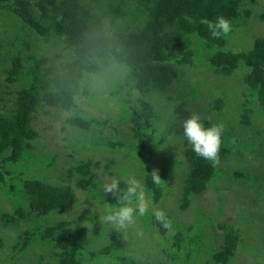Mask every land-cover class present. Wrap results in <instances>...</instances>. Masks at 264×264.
Wrapping results in <instances>:
<instances>
[{
  "label": "trees",
  "instance_id": "16d2710c",
  "mask_svg": "<svg viewBox=\"0 0 264 264\" xmlns=\"http://www.w3.org/2000/svg\"><path fill=\"white\" fill-rule=\"evenodd\" d=\"M247 2L0 0V68L5 73L0 86L11 95L5 97L10 103L0 104V222L3 226H14L16 229L12 238L7 233H0V250L4 251L0 264H16L17 259L23 256V250L35 248L39 251L40 260L46 258L43 264H92L96 258L114 264H151L150 255H145L147 260L144 259L146 263H143L144 260L138 261L129 254L147 248V244L139 249L129 246L128 240L139 237L138 233L151 237L157 244L164 257L159 264H189L191 257L194 264L199 260L202 264L209 261L214 264L234 261L236 264L238 246L257 259L253 252L255 245L244 238L249 233L250 223H240L239 227L219 224L223 229L220 237L210 233L214 231H208L207 227L206 230L205 227L201 228L210 225L212 216L219 214L225 204L223 194L217 197L218 209L198 206V216L187 226L175 224L168 212L171 226L163 227L150 207L146 215L137 217L138 232H134V226H130L126 240L122 241L113 225H103L99 220L110 208L119 206V194L103 192L104 183L93 170L99 166V162L94 160L95 152L89 156L82 154L71 157V164L64 170L72 184L65 182L64 178L53 182L47 175L32 171V168H39L43 164L44 157L49 158V165L55 166L58 156L53 149H46L44 154L42 150L46 144L36 147L35 142L40 135L31 125L35 112L50 106L71 113L66 121L74 132L77 131V134L70 136L74 152L80 154L82 148H118L127 156L134 157L141 168L138 169L129 159L126 163L133 164L132 170L129 169L127 173L120 166L115 176L120 180V187L124 188V180L128 176H135L143 183L147 194L152 190L153 195H158L162 186H154L150 168L159 166L157 163L155 166L151 164L157 158L165 160L166 164H179L177 160L167 161L170 153L176 152L173 144L168 142L169 147L162 148L164 139L156 135L158 130L163 132L156 125L159 116L167 113L166 116L173 117L169 132L176 134V140L181 139L178 146L183 163H186L180 208L189 207L194 203L195 196L202 194L211 184L215 183V189L219 191L228 170L226 160L236 152L242 155L253 142H236L238 138L231 134L233 122L226 118L224 122L229 128H224L219 163L214 165L197 157L183 136L182 122L192 112L198 113L202 109L199 104L195 107L189 105V101L193 96H201L198 91L204 87V83L196 80L194 87H190L186 78L189 68L205 62L220 76L233 73L236 79L231 84L225 80L212 83L217 88V94L207 102V111L222 108L229 113L234 112L232 118L238 126L243 127L246 136L255 128V115L264 118V35L255 37L254 33L250 34L248 25L253 18L264 22V9L251 15L246 7ZM218 16L231 22L232 31L226 37L213 39L203 21L214 22ZM245 24L248 26L243 29ZM10 29L15 33L11 39L8 38ZM245 31L254 38L251 44L247 41L241 48L237 46L236 37L243 36ZM232 36L234 40H231ZM7 39L11 40L10 44L8 41L6 43ZM230 40L232 43L229 46ZM38 41L52 43L56 50L44 53L36 45ZM3 47H8L7 56L1 53ZM6 58L8 63L2 65ZM108 75L111 82L104 83L102 79ZM91 76H95L100 85L92 83ZM177 81L185 82V86L170 92L173 82ZM101 85L105 89L98 92ZM0 91L2 100L3 89ZM76 97L85 99L89 105L117 99L121 105L118 117L129 125L131 139L120 141L97 132L102 124L109 127H114V124L107 118L97 119L77 108ZM158 99H163L162 106L166 112L161 113V109L156 108L154 101ZM232 108L236 110L232 111ZM201 119L205 127L212 124L208 118L201 116ZM116 131L113 130L114 133ZM157 142L164 154L158 153L160 148L157 150ZM113 163L118 164L110 158L103 172L113 175L114 171L109 168ZM24 172L26 177L22 175ZM239 173L244 175L246 170L234 169L232 173L229 172L224 184L230 185L233 180L242 178ZM255 175L250 174L254 184L258 179ZM74 187L88 193L102 206L94 212L95 216H89V226L58 216L76 203ZM260 188L264 189V184ZM161 196L162 193L156 201ZM149 199L155 202L152 196ZM6 200L12 205V212L4 209ZM259 210L263 213L264 206ZM240 211L245 210L242 208ZM259 221L264 222V219L261 217ZM22 223L26 226H22ZM30 225L32 229L28 228ZM139 225L143 232L138 230ZM258 230L263 231L264 227ZM201 233L202 236L205 233L203 238ZM106 235L110 240H105L108 238ZM250 235L254 241H261ZM122 243L119 251L125 254L113 259L109 255L110 250L121 247ZM204 249V256L196 255L204 253Z\"/></svg>",
  "mask_w": 264,
  "mask_h": 264
},
{
  "label": "rangeland",
  "instance_id": "374dc122",
  "mask_svg": "<svg viewBox=\"0 0 264 264\" xmlns=\"http://www.w3.org/2000/svg\"><path fill=\"white\" fill-rule=\"evenodd\" d=\"M247 9L250 10L251 15L254 14L256 11L264 9V0H248ZM248 24V23H247ZM249 27L251 28L249 30V33H254L255 37L257 36H263L264 35V22H260L259 20L253 18L252 22H249ZM248 25H244L243 29L247 27ZM15 33L13 32V29H10V32L8 34V38H12V36ZM243 36H237V46L243 47L245 43L248 41L249 44L252 43L254 37H250L248 33H243ZM7 39L11 43V40ZM234 40V37L232 36L231 40ZM252 39V40H251ZM230 40L229 46L231 45L232 41ZM38 47L41 48V51L44 53L49 54V52H54L56 50V47L52 45V43H45L44 41H38L36 43ZM249 47V46H248ZM8 50V47H3L1 49V53L6 55V51ZM3 55V56H4ZM4 56V58H5ZM7 58L2 63V65L7 64ZM189 72L187 73V83L190 84V87H194V82L196 80L202 81L204 83V87L199 90V94L201 96H193V98L189 101V105H192L195 107L197 104L202 106V109L198 111L199 115H201L204 118H208L211 120L212 124H223L224 128H229L228 124H225L224 119L228 118L233 122L234 127H232V133L233 136H236L237 141L246 143L248 140H251L253 142V145L249 150H244L242 152V155H238L236 152L235 154L231 155V157L226 160V167L228 170L225 171V176H228L229 172H233L234 169H244L246 170V174L239 173V176L242 178L233 180L230 185L224 184V180L227 178L224 177L222 181V187L219 191H216L215 189V183L208 186L202 194L195 196V201L192 203L189 207L185 209L180 208V194L182 191V187L184 185V177H185V170H186V163H183L184 158L180 154V146H178V140H181L180 138L176 140V134L173 132H169V125L173 122V117L166 116L167 113L163 116H159L158 123L156 124L159 128L162 129L163 132H160L159 130L156 132V135H158L160 138L164 139L162 148H168V142H171L173 144V147L175 148V153L168 156L169 162H173L174 160L179 161V164L172 165V164H166L165 160H160V158H157L156 162H153L151 165H157L159 168H156L159 170V174L161 179L165 181V187L164 184H162V190H160V193L158 195H153L152 190L149 191V194H147L145 190L146 197H153L154 203H151L152 209H163L165 213H170L172 221L177 223L181 226H187L192 220H194L199 213H197L198 206L201 207H208L211 210L218 209V196L223 194L224 195V206L220 208L218 215L212 216L211 224H207V226H203L201 228L208 231H214L210 232L212 234H216V236L220 237L223 233V229L220 228L219 224H225L228 226V224H233L234 227H239L240 223L243 225H246V223H250L251 226L248 230V235L245 236V240L248 243H251L252 245H255L256 249L253 250L254 253H256V258H253L249 252H246L240 248V246L237 247L236 250V264H264V230L260 231L258 229H262L264 227V222H260L261 217L264 219V211L263 213L259 212L260 207L263 208L264 206V189L260 188V185L264 184V118L260 117L259 115H255L256 118L253 119V126L255 127L253 130L249 132V136H246L244 133V129L241 126H238V124L233 120L232 116L234 115V112L229 113L227 109L220 108L219 110H212L207 111V102L213 100L216 97L217 94V88L212 83H217L225 80L227 84H231L235 81L236 77L233 76V73L231 75L226 76H220L217 73L214 72L212 67L207 64L206 62L200 65H196L194 67L189 68ZM5 79V73L2 68H0V82L3 83ZM102 81L105 83V81L111 82L110 76H106L102 79ZM91 82L92 83H100V81H97L95 76H91ZM211 83V85L209 84ZM100 85V84H99ZM180 86L182 88L185 86V82L177 81L173 82L171 91H176ZM98 92H101L103 89H105L104 86H99ZM0 89H3L2 93L4 95V99L0 100V104H8L10 101L8 98L11 95L9 93H6L7 89H4L3 86H0ZM94 90V89H93ZM1 92V91H0ZM106 93V91H104ZM156 99L157 97L154 96ZM163 99H158L155 102V106L158 109H161V113L166 112L165 108L162 106ZM76 107L80 110L86 111L90 115L96 117L97 119H103L107 118L109 119V122H112L114 124V127H109L108 125L102 124L101 129L98 130L101 135H107L115 137L116 139L120 141H124V139H131L130 133L128 130V124L124 123L122 120L119 119L118 114L121 112V105L119 104V101L117 99H113L112 101H107L104 104H87L86 100L80 97H76ZM206 108V109H205ZM236 110V108H232V111ZM71 113L66 110L51 108L50 106H45L43 108L38 109L35 114L32 117L31 125L34 129H36L39 132V139L35 142V145L37 148H40L42 144H46V146L43 148V152L45 154L46 149H53L57 151L58 156L55 160V166L49 165V158L44 157L43 164L40 165L39 168H32V171L34 173L39 174H45L48 176V179L55 182V181H62L64 178L65 182L73 183L72 180L68 179V176H66L65 167L70 165V161L73 160L71 157H79L83 154V156H89L96 153L94 156V160L99 162V166L95 167L93 170L96 171L100 177V179L103 181V183L110 182L111 179L115 178L117 170L121 166L122 168H125V170L129 171L133 169L132 163H126V161L131 160L134 162L136 167L139 168V165L136 163V160L132 156H127L125 153L118 150V148L112 149V148H102L100 150H95V148H82V153L74 152L71 149V134H77V131L74 132L72 130V126L66 121V118ZM168 117V118H167ZM116 128V129H113ZM171 129V128H170ZM113 130H117L116 133L113 132ZM173 130V128L171 129ZM114 133V134H113ZM155 135V136H156ZM157 137V139H160ZM157 150L160 148L158 153H163V150L161 148V145L159 143H156ZM34 150V149H33ZM144 150V149H142ZM140 150V151H142ZM156 150V152H157ZM169 151H172V148H169ZM143 152V151H142ZM157 153V154H158ZM164 154V153H163ZM74 155V156H71ZM156 157V154L155 156ZM113 158L118 162L117 165H114L115 163L111 164L109 167L111 170L114 171L113 175H110L104 171V165L107 163V161ZM172 159V160H171ZM23 162V161H22ZM126 163V164H125ZM148 164V163H147ZM55 167V168H52ZM145 168V167H142ZM154 167L150 168L152 171ZM136 170V169H134ZM251 173H255L258 176V179L255 182V184L252 182V179L250 180ZM23 177H26L25 172L22 173ZM255 175V176H256ZM253 176V178L255 177ZM255 186V189L253 187ZM155 186V185H154ZM156 187V186H155ZM224 187V188H223ZM250 187V188H248ZM75 188V187H74ZM255 192V194H254ZM163 194L161 196L160 200L156 199L160 196V194ZM75 194H76V203L71 205L65 213L59 214V217H62L64 219H70L74 221H78L82 224H85L86 226H89L90 217L94 214V212L99 211L102 206L94 200L88 193L85 191H82L78 188H75ZM254 200V201H253ZM223 202V203H224ZM182 203V201H181ZM4 209L9 210L8 212H12V205L9 204V202L6 200V202L3 203ZM244 209L245 211L241 213V209ZM84 214L85 216H82ZM153 214V213H152ZM81 215V216H80ZM98 215V213H97ZM104 215V213H103ZM102 215V216H103ZM261 217H258V216ZM95 216V215H93ZM100 216V215H98ZM139 218V217H138ZM137 218V222H138ZM199 218V217H198ZM256 220H253L255 219ZM259 219V220H257ZM137 222L134 225L133 231H137ZM22 226H26L24 223L21 224ZM106 225V224H103ZM256 225V227H255ZM29 229H32L33 226L30 225L28 227ZM35 228V227H34ZM129 228V227H128ZM131 229V228H129ZM138 230L143 232L142 226H138ZM119 231V237L120 240H126V234L127 229H121ZM195 231V228H194ZM0 233H7L12 238V236H15L16 229L14 226L9 228L8 226H3L0 222ZM109 233V232H107ZM130 233H132L130 231ZM253 234V237L257 240H261L258 242L254 241L251 238V235ZM139 237H131L128 240V244L132 249H139L141 246L147 244V248L145 250L137 251L134 253L129 252L130 256L136 258L138 261H143L145 258V255H150L151 264H159L160 261H164V257L161 254V251L157 244H154V240L151 239V237L144 236L143 234L138 233ZM245 235V234H244ZM202 236V233L200 234ZM205 236V233H204ZM202 236L201 238H203ZM105 240H110L109 235H106ZM110 242V241H109ZM257 242V243H256ZM102 243V242H101ZM156 243V242H155ZM122 244H120L121 247H116L110 250V256L113 259H116L118 255H124L125 253H122L120 248H122ZM46 246V244H44ZM146 247V246H143ZM262 249V250H261ZM95 250V249H93ZM202 250V252H204ZM93 252V251H92ZM125 252V251H124ZM139 252V253H138ZM4 251L0 250V257H3ZM23 255L22 257L17 259L18 264H36V263H45L46 258L43 260L38 258L39 251L37 249H26L21 252ZM204 256V253L196 254L198 256ZM208 254V253H207ZM147 260V259H146ZM114 264L111 262H108L106 259L102 258H96L92 264ZM189 264H194L193 257L188 261ZM16 263V264H17ZM143 263H146L144 260ZM170 263V262H169ZM168 263V264H169ZM195 264H202V261L199 260ZM207 264H214L212 261H209ZM229 264H234V261H231Z\"/></svg>",
  "mask_w": 264,
  "mask_h": 264
},
{
  "label": "clouds",
  "instance_id": "9594fccd",
  "mask_svg": "<svg viewBox=\"0 0 264 264\" xmlns=\"http://www.w3.org/2000/svg\"><path fill=\"white\" fill-rule=\"evenodd\" d=\"M203 23L207 24L213 39L226 37L232 31L231 22L223 16H218L214 22L205 20ZM182 129L183 136L191 144L192 151L197 157L211 161L214 165L219 163V152L224 132L223 124H211L205 127L201 116L192 112L188 118L183 120ZM150 176L153 184L157 187L165 183L156 168L152 169ZM124 185V188H121L120 180L115 178L103 184L105 194H119V206L115 209L110 208L102 217H99V220L101 224L113 225L116 230L134 226L137 217L146 215L152 203L146 197L143 183L135 176H128L124 180ZM153 215L163 227L171 226L163 209L156 208Z\"/></svg>",
  "mask_w": 264,
  "mask_h": 264
}]
</instances>
